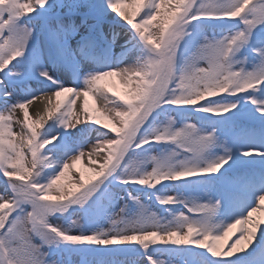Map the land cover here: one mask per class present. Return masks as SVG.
Segmentation results:
<instances>
[{
    "label": "snow or ice",
    "instance_id": "6c2138e0",
    "mask_svg": "<svg viewBox=\"0 0 264 264\" xmlns=\"http://www.w3.org/2000/svg\"><path fill=\"white\" fill-rule=\"evenodd\" d=\"M0 264H264V0H0Z\"/></svg>",
    "mask_w": 264,
    "mask_h": 264
},
{
    "label": "rangeland",
    "instance_id": "374dc122",
    "mask_svg": "<svg viewBox=\"0 0 264 264\" xmlns=\"http://www.w3.org/2000/svg\"><path fill=\"white\" fill-rule=\"evenodd\" d=\"M112 80H113V81L116 83V85H117L116 90L122 92L123 89H122V87L120 86L118 80H117L116 78H112ZM93 102H94V101L92 100V98L89 97V103H90V105H91L93 108H95L96 105H95ZM78 103H79V102H78ZM30 112H31V111H30ZM31 113H32V112H31ZM17 114L20 115V116L22 117V114H21V113L18 112ZM32 115L35 116V114H33V113H32ZM15 129H16V126H14V130H15ZM84 163H85V162H78L77 165H76V167H77L78 169H83ZM86 174H87V173H86ZM86 174H85V178L87 179V175H86Z\"/></svg>",
    "mask_w": 264,
    "mask_h": 264
},
{
    "label": "bare ground",
    "instance_id": "6f19581e",
    "mask_svg": "<svg viewBox=\"0 0 264 264\" xmlns=\"http://www.w3.org/2000/svg\"><path fill=\"white\" fill-rule=\"evenodd\" d=\"M29 107H30V111L33 114H36L37 111L43 110V105L39 101L34 102L33 105H30ZM86 175L88 176L89 174L87 173Z\"/></svg>",
    "mask_w": 264,
    "mask_h": 264
}]
</instances>
